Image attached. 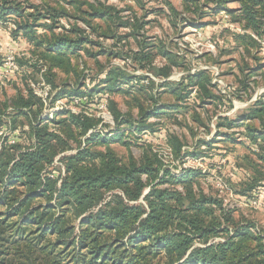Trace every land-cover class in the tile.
<instances>
[{
    "label": "trees",
    "instance_id": "trees-1",
    "mask_svg": "<svg viewBox=\"0 0 264 264\" xmlns=\"http://www.w3.org/2000/svg\"><path fill=\"white\" fill-rule=\"evenodd\" d=\"M199 2L184 0L197 14L203 7ZM234 2L240 5L238 9L226 8ZM80 3L88 8L81 11L87 17L83 22L88 28L93 29L94 20L115 18L113 7ZM65 4L77 6L78 0ZM65 4L40 7L28 0H0L1 28L13 23L14 33L23 34L39 50L24 60V75L20 76L24 77L29 68L41 74L36 83L25 79L24 90L15 97L0 96V131L11 130L10 135L0 137V264H264V237L255 226L248 222L236 224L220 199L200 190V182L213 184V177L200 169L175 174L154 146L141 138L146 132L157 136L161 129L148 124V120L178 117L184 109L179 106L182 102L189 104L200 98L204 107L224 105L227 110L236 98L235 91L229 93L232 99L223 94L216 96L212 92L213 75L208 70L187 74L186 83L169 81L176 64L154 66L158 53L139 43L140 50L132 59L140 70L164 80L158 87L169 90L178 107H160L155 95H147L146 101L154 107L145 110L138 100L140 121L123 114L113 95L147 94L155 82L149 76H131L122 67L111 66L100 70L104 78L97 85L86 86L90 77L79 73L76 66L81 54L96 59L109 52L93 53L86 46L94 47L96 43L90 41L84 29L78 25L65 29L61 25V20L70 19ZM205 4L213 6V15L225 13L244 32L264 37V0H206ZM171 11L175 12L173 8ZM180 21L189 24L191 20ZM119 26L133 28L135 37L142 29V25L131 27L130 21ZM42 27L47 35L39 38L36 31ZM59 29L63 32L57 33ZM255 36L238 33L233 35L234 43L248 51L258 46ZM161 54L172 61L175 58L166 51ZM110 55L126 58L122 53ZM57 71L77 77L79 83L60 90L55 81ZM2 77L5 75L0 63V83ZM253 77L247 76V80ZM41 79L51 94L55 93L52 108L59 100L68 99L74 104L79 99L81 111L73 112L64 103L63 109L49 118L43 113L48 98L44 100L31 88V83L39 84ZM248 88L246 81L241 89L246 92ZM103 100L116 124L109 135L103 132L102 119L88 111L93 104L101 106ZM216 118L218 130H232L247 122L248 148L264 162V99L237 117ZM21 119L28 121L29 130L20 129L16 137L20 140L10 144L11 133L19 131ZM224 120L228 123H219ZM254 122L260 128L251 125ZM166 134L163 138L171 150V161L211 158L184 151L177 137ZM214 140L200 141L199 145L211 149ZM227 141L236 143L233 138ZM113 143L128 149L132 145L141 147L142 156L135 159L131 155L123 160L111 149ZM241 183L237 194L253 199L264 190L260 189L264 175L246 176Z\"/></svg>",
    "mask_w": 264,
    "mask_h": 264
},
{
    "label": "rangeland",
    "instance_id": "rangeland-1",
    "mask_svg": "<svg viewBox=\"0 0 264 264\" xmlns=\"http://www.w3.org/2000/svg\"><path fill=\"white\" fill-rule=\"evenodd\" d=\"M69 1L71 0H28L30 4L40 7L45 5L55 7L58 3L65 4ZM199 1L203 7L202 11L197 14L190 11V6L186 5L184 0H78L77 6L65 4V7L69 9L70 19L61 20V25L65 29H69L74 25L84 29L90 41L96 43L94 47L86 46L93 53L96 54L100 50L109 52V54L100 55L96 59L89 58L84 53L81 54L79 65L76 64V66L79 73L83 72L84 75L90 77L86 82V86L93 87L97 85L98 81L104 78L103 75L99 74L100 70L111 66L122 67L131 76H149L155 82V85L152 86L145 84L146 87L150 86L147 94L132 92L134 94L121 93L113 95L112 98L118 103L121 112L132 115L136 120H141L137 108L138 100L145 110L149 111L154 107L152 102L146 101L147 95H155L158 105H161L160 107L166 109L178 107L176 97L172 96L169 90L158 87V84L164 82V80L156 78L153 72L140 70L139 65L132 59L134 53L140 50L141 44L139 43H145L146 47H150L148 50L154 48L153 51L158 53L154 66L163 67L171 63L176 64V67L173 68L172 80L169 81L176 84L186 83L187 74L194 75L200 70H208L212 73L213 80L217 75V79L220 81L218 84H213L212 92L216 96L222 95L224 86L231 87L232 91H235L236 98L234 101L239 104L235 109L234 104L227 110L224 109V105L220 108L204 107L200 98L196 96L195 102L192 101L189 104L182 102L181 105L179 104L184 109H180L182 114H179L178 117L162 116L149 119L148 124L155 125L161 131L157 133V136H151L149 132H146L141 138L147 144H152L154 148H160L161 150L167 145L166 140L163 138V134L167 133L166 136L171 135L181 141L184 151L188 153L196 151L199 154L204 153L205 157H211L195 161L192 157H186L181 161H171L173 158L166 156L168 164L175 174H180L184 169H200L211 175L214 183L200 182V190H203L206 195L220 199L223 202V209L226 212H231L236 224L252 223L255 226V231L264 237V203L259 209L252 208L250 203L253 200H246L236 192L241 190L243 186L241 182L246 176L253 178L260 177V174L264 175V162L258 158L257 153L248 148L250 147V140H248L246 134V125L248 124L246 122L243 126L232 130L226 128L218 130L216 127V115L218 117L222 115L223 118L237 117L248 108L251 109L257 100L264 99V37L244 32L241 29L242 27L233 23L231 17L225 13L213 15L211 13L213 6L206 5V0ZM80 2L113 7L115 18L108 21L94 20L91 22L94 31L83 22V19H87V17L81 11H87L88 8L81 5ZM239 7L240 5L237 2L226 6L228 9H238ZM171 8L175 12H172ZM181 18H187L191 21L186 24L184 21H180ZM126 21H130L131 27L142 25V29L136 37L133 36V28H121L119 26ZM41 23L49 22L43 21ZM15 29L13 23L2 27L0 32V63L3 64L5 56L13 52L17 55L18 64L22 68V65L25 64L24 60L31 59L35 54L34 51L39 52V50L23 34L16 35L14 33ZM46 32L44 27L39 28L36 31V36L42 38L47 35ZM62 32V29L57 30V33ZM238 33L255 36L254 39L258 46L250 48L248 51L245 48H240V45L234 43L233 38V35ZM120 38H123V40H120ZM93 43L92 45H94ZM162 51L175 56L173 61L169 56L162 55ZM110 53H122L126 58H116ZM30 69L25 72L24 77L20 76L22 72L14 76L2 77L0 96L2 98L15 97L19 91L24 90L25 79L34 83L39 81L41 74ZM55 73L57 75L55 81L60 86V90L79 83L77 77H69L59 71ZM254 73L258 76L253 77ZM247 76L253 78L247 80ZM246 81L249 88L244 92L241 87ZM48 94L47 106L44 108L43 113L50 118L52 109L55 108H52L50 104L55 93L52 95L50 89ZM59 101L66 103L68 109L73 112L78 113L81 111L79 108L81 101L79 99L74 104L68 103V99ZM225 106H228L227 102ZM90 109L88 110L90 115L102 119L103 132L109 135L112 131H115L116 124L113 122L104 100L98 108L93 104ZM228 114L230 116H227ZM236 122L237 125L242 123L238 119ZM219 123L225 124L228 122L224 120ZM28 124V121L21 119L17 124L19 132L11 133L9 143L10 141L20 140L16 137L20 135V129L29 130ZM212 124L215 125L216 130L212 129ZM251 125L259 127L257 122L251 123ZM9 132L11 130L7 131L6 135ZM228 138L235 139L236 143L227 141ZM213 139L215 140L211 149L200 147V141H211ZM98 149L103 150L104 148L98 147ZM111 149L123 160L129 159L131 155L135 159H140L142 156V148L134 145L128 149L120 143H113ZM218 179L225 182L228 191L224 189L222 192L219 189L216 185ZM262 188L264 186L260 189Z\"/></svg>",
    "mask_w": 264,
    "mask_h": 264
},
{
    "label": "built area",
    "instance_id": "built-area-1",
    "mask_svg": "<svg viewBox=\"0 0 264 264\" xmlns=\"http://www.w3.org/2000/svg\"><path fill=\"white\" fill-rule=\"evenodd\" d=\"M1 26H0V32L2 31L1 30ZM2 72L4 73L5 77H8V76H14L18 73H23V69L19 66L18 64V61H17V55L13 52H10L9 54H7L5 56V59H4V62L2 64ZM216 74V73H215ZM217 75H215L214 77V80H213V84H218L220 83V81L217 79ZM2 88V86L0 85V89ZM31 88L34 90V92L40 96L41 98H43L44 100H46L49 96L48 92H49V86H47L45 84V82L43 81V79H41V83L39 84H34V83H31ZM196 89L193 91L194 94H196ZM231 92V88L230 87H226L224 86L223 87V91H222V94L223 95H228L231 99V95H229V93ZM233 104H234V109L236 107L239 106L238 103H236L234 100H232ZM65 106L64 102L63 101H57L55 103V108L52 109V115L50 118L53 117V114L55 112H58L60 111L61 109H63V107ZM241 106V105H240ZM227 116H230L229 114ZM220 117H223L222 115H220ZM217 120V118H216ZM212 129L213 130H216L215 128V125L212 124ZM6 132L5 130L3 131H0V137H3L5 138L7 135H6ZM19 131H15V133H17ZM146 134V133H145ZM10 144H15V141H10ZM162 150V151H161ZM160 148H155V152H157L159 154V157H161L162 159H164V162L166 164H168V161H167V157L166 156H169L171 158H173L172 154H171V150L169 149V147L166 145L164 147V149H161ZM61 157V156H60ZM60 157H58L57 159H60ZM58 164V163H57ZM216 185L219 187V189L223 192L224 189H226V185H225V182L222 180V179H218L216 180ZM227 191L229 189H226ZM253 201H251L250 203V206L253 208H261V206L263 205L264 203V190H260L257 195L252 199Z\"/></svg>",
    "mask_w": 264,
    "mask_h": 264
},
{
    "label": "water",
    "instance_id": "water-1",
    "mask_svg": "<svg viewBox=\"0 0 264 264\" xmlns=\"http://www.w3.org/2000/svg\"><path fill=\"white\" fill-rule=\"evenodd\" d=\"M169 80H172V79H169Z\"/></svg>",
    "mask_w": 264,
    "mask_h": 264
}]
</instances>
